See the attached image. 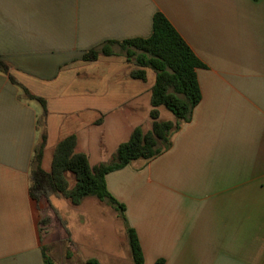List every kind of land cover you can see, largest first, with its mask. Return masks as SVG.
Segmentation results:
<instances>
[{"label": "crops", "instance_id": "crops-1", "mask_svg": "<svg viewBox=\"0 0 264 264\" xmlns=\"http://www.w3.org/2000/svg\"><path fill=\"white\" fill-rule=\"evenodd\" d=\"M156 11L203 63L201 97L169 148L106 173L107 190L124 205L142 264H264V0H0L9 65L0 71V264H45L42 247L54 253L28 192L41 134L44 170L71 134L94 165L108 162L103 125L124 126L116 149L136 126L126 111L146 104L149 115L152 69L131 77L137 66L118 44L95 60L82 55L150 35ZM55 238L77 252L68 234Z\"/></svg>", "mask_w": 264, "mask_h": 264}, {"label": "trees", "instance_id": "trees-1", "mask_svg": "<svg viewBox=\"0 0 264 264\" xmlns=\"http://www.w3.org/2000/svg\"><path fill=\"white\" fill-rule=\"evenodd\" d=\"M114 44H118L125 58L137 66L131 70V77L145 80V68H150L155 73L150 95V128L133 127L129 137L116 147L111 161L94 165L89 164L84 152L75 150L76 136L68 135L54 146L48 170L41 167L45 142V135L42 133L35 147L28 187L29 195L37 206L49 192L59 193L74 205L80 204L86 196H95L113 204L122 212L124 218V205L107 190L105 174L125 166L132 160L153 158L169 148L172 134L180 128L181 123L189 120L193 107L200 100L196 68L203 66V63L163 13L156 11L153 14L150 35L130 37L121 41L106 40L99 46L85 51L82 58L95 60L100 54H113ZM8 68V63L0 58V71L7 73ZM24 92L34 97L26 89ZM35 98L44 107V99ZM160 105L169 109L174 119L160 120L157 109ZM68 174L73 177L72 184H69ZM46 222L47 218L40 219L41 232ZM126 233L134 264H142L143 255L135 229L127 225ZM42 255L45 264H65L53 261L47 247H42ZM162 262L159 260L155 264ZM83 264L101 263L97 258L89 257Z\"/></svg>", "mask_w": 264, "mask_h": 264}, {"label": "rangeland", "instance_id": "rangeland-1", "mask_svg": "<svg viewBox=\"0 0 264 264\" xmlns=\"http://www.w3.org/2000/svg\"><path fill=\"white\" fill-rule=\"evenodd\" d=\"M145 100L147 101V96L142 99V103H145ZM157 109L160 120L174 119L173 113L165 106L160 105ZM135 112L126 111L136 126L148 129L151 119L146 104H141ZM123 113L125 115V112ZM107 128L103 125L99 133L103 143L108 144L109 142V157L105 158L111 161L113 158L111 152L115 151L116 140L123 138L126 132H122L124 126H114L111 123H109V130ZM108 137L109 141L107 140ZM50 160L51 155L48 154L43 162V167L47 170L50 167ZM90 160V162H94L99 159L91 155ZM68 179L69 184H72L73 177L71 174H68ZM38 207L40 219L42 217L47 218L42 231H46V234H43L44 239L48 232L53 238L50 245L54 247V253L53 255L49 253L53 261L83 264L87 258L95 257L102 264H129L132 257L127 239L125 216L123 218L122 212L107 200H101L95 196H86L80 204L74 205L59 193L49 192L47 197H42ZM58 233L70 236L71 241L77 246L76 253L73 254V251L68 247L64 249L63 239L55 238ZM71 246L73 247V244H70Z\"/></svg>", "mask_w": 264, "mask_h": 264}]
</instances>
